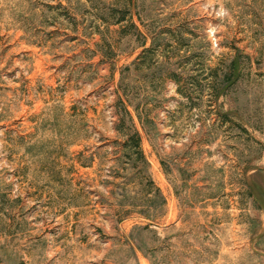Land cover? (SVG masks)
Masks as SVG:
<instances>
[{
  "label": "rangeland",
  "instance_id": "obj_1",
  "mask_svg": "<svg viewBox=\"0 0 264 264\" xmlns=\"http://www.w3.org/2000/svg\"><path fill=\"white\" fill-rule=\"evenodd\" d=\"M0 264H264V0H0Z\"/></svg>",
  "mask_w": 264,
  "mask_h": 264
},
{
  "label": "trees",
  "instance_id": "obj_2",
  "mask_svg": "<svg viewBox=\"0 0 264 264\" xmlns=\"http://www.w3.org/2000/svg\"><path fill=\"white\" fill-rule=\"evenodd\" d=\"M127 139L132 141V142L134 141L135 142L134 147L136 149H138V151L140 150V140H139V136H138L137 132H133L131 135H129L127 137Z\"/></svg>",
  "mask_w": 264,
  "mask_h": 264
}]
</instances>
